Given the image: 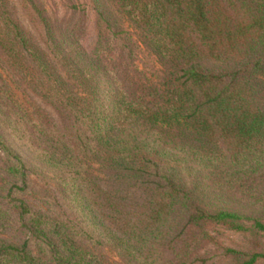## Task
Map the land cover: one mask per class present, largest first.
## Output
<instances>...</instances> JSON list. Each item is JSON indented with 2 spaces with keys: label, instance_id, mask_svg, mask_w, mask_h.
<instances>
[{
  "label": "trees",
  "instance_id": "obj_1",
  "mask_svg": "<svg viewBox=\"0 0 264 264\" xmlns=\"http://www.w3.org/2000/svg\"><path fill=\"white\" fill-rule=\"evenodd\" d=\"M91 2L99 36L89 52L71 43L66 52L56 36L73 31L59 28L38 10L45 34L42 50L0 4V63L4 72L11 68L5 77L0 72V101L29 88L70 113L74 133H80L73 136V145L54 127L50 132L36 127L45 142L36 148H42L43 162L95 227L104 229L122 260L175 264L177 255L170 260L167 253L177 249L189 228L245 217L209 210L181 175L190 169L188 163L237 167L234 177L246 188L255 181L257 185L255 176L263 169L264 183V0ZM112 8L136 27L141 42L164 68L159 88H131L110 64L104 34L115 32ZM54 61L67 70L63 76ZM19 102L23 111H37L34 104ZM10 111L19 115L13 107ZM6 138L0 133V146L13 159L10 172L15 179L25 177L33 165L12 151L25 145H12ZM159 141L167 148L156 150ZM168 151L174 159L165 156ZM136 189L142 190L143 199L130 198ZM5 190L0 234L25 228L31 240L16 245L0 238V264H101L74 241L69 227L52 224L15 197L23 187L13 183ZM255 226L264 231L258 220ZM34 242L38 255L31 249ZM247 258L242 264H257L264 252Z\"/></svg>",
  "mask_w": 264,
  "mask_h": 264
},
{
  "label": "rangeland",
  "instance_id": "obj_2",
  "mask_svg": "<svg viewBox=\"0 0 264 264\" xmlns=\"http://www.w3.org/2000/svg\"><path fill=\"white\" fill-rule=\"evenodd\" d=\"M0 4L19 21L42 50H46L45 34L41 24H38V10L44 11L45 15L59 28L73 31V34L57 33V44H62L66 52L70 43L74 47L89 52L98 41L97 17L91 0H0ZM113 12L111 20L115 23V34L103 32L108 38L110 64L118 69L121 81L131 88L136 84L159 88L166 76L164 68L141 42L136 27L124 15L114 9ZM54 64L58 74L63 76L67 70L60 63L56 65L54 61ZM4 67L5 64L0 63V72L3 77L8 75L9 69L11 71V68L6 67L4 72ZM12 78L20 79L15 75ZM22 91L24 93L20 92L19 96L12 97L13 102H11L12 99L7 98L6 102L0 101V133L9 137L6 138L7 143L24 144L23 150L12 151L15 155L29 159L30 165L33 166L32 170L25 171V177L15 179L10 172L14 166L13 159L0 146V196L7 195L5 189L10 184L14 183L23 187L24 191L19 192L15 197L25 199L35 213L42 214L52 224L59 223L66 228L69 227L68 231L74 241L97 257L101 264H128L121 259L123 256L116 246L111 241L108 242L104 229L95 227L87 213L81 210L80 203L65 191L58 177L51 173L54 169L51 170L43 162L42 148L36 150L39 145L45 147V142L40 140L42 136L37 134V126H41L48 132L51 130L50 127H54L55 131L63 135H60V138L64 137L68 145H73V136L76 138L80 135V133H74L73 117L58 103L53 104L55 100L48 102L47 98L40 95L43 94L42 92L29 88ZM19 101L29 105L34 104L37 111H23L17 106L21 104ZM11 107L19 111V115H13L14 113L10 111ZM21 108L24 107L21 106ZM25 113L34 118L27 117ZM27 142H31V148L26 144ZM155 148L161 151L167 146L163 141H159ZM171 155L170 151L165 154L173 158ZM227 155L228 153L224 152V156ZM224 163L222 165L216 163L210 167L188 163L190 169L181 172V175L186 179L189 188L196 189V197H199L209 210L236 212L245 217L235 223H209L201 227L189 228L177 245V249L167 253L170 260L177 255V258L173 260L175 264L185 262L186 264H242L248 259L247 257L264 252V231L255 226L257 220L264 224V183L260 177L263 169H260L255 176L259 177L257 185L255 186V181L246 188V185L240 184L237 182V177H234L237 167L226 166ZM130 196L134 201L144 198L142 190L138 189L133 190ZM0 238L16 245H22L25 241L31 240L25 228L10 229L1 233ZM31 244H33L31 249L34 254L38 255L39 246L36 242ZM229 251L239 252L243 256L230 255ZM45 261L48 264H54L50 260ZM257 264H264V259L259 260Z\"/></svg>",
  "mask_w": 264,
  "mask_h": 264
}]
</instances>
